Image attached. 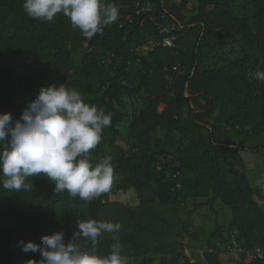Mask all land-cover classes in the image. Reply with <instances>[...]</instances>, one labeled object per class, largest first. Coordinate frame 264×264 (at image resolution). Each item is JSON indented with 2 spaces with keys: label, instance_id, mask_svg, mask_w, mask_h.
<instances>
[{
  "label": "trees",
  "instance_id": "obj_1",
  "mask_svg": "<svg viewBox=\"0 0 264 264\" xmlns=\"http://www.w3.org/2000/svg\"><path fill=\"white\" fill-rule=\"evenodd\" d=\"M150 1L0 0V264H264V0Z\"/></svg>",
  "mask_w": 264,
  "mask_h": 264
},
{
  "label": "rangeland",
  "instance_id": "obj_2",
  "mask_svg": "<svg viewBox=\"0 0 264 264\" xmlns=\"http://www.w3.org/2000/svg\"><path fill=\"white\" fill-rule=\"evenodd\" d=\"M233 12L235 14H238L239 16H243V12L240 10V7H235L233 9ZM193 40V39H192ZM191 40V41H192ZM191 45V43H190ZM165 106L163 104H161L159 106V111L164 110ZM239 143L244 144V145H250L252 146V143L254 141L252 140H238ZM240 156L244 159L245 161V165H246V170L248 171V174L251 178V180L254 183H260L261 180L264 179V150H261L259 152H250L247 150H241L240 152ZM107 176H110V173L106 174ZM119 180H114V179H108L106 180V182L104 183V186H106L108 189L113 188V186H115V184H117ZM264 183V182H263ZM260 186V185H259ZM106 189V190H108ZM123 199L124 202H128V203H132L135 205V195L132 194L131 197H129L128 194L125 193H120V194H112V197H110V199ZM172 212L174 214L175 217H179V218H183L184 220L186 219V215L181 214V205L180 204H176V206H172ZM209 208V207H208ZM215 209L219 210V214H216L215 210H212L211 208H209L208 210L204 209V208H200L199 212L201 211V213L196 212V214L193 217V227L194 228H204L208 233L214 230V226H215V219H218L221 223H224V220H228L229 218V211L226 210L225 208L222 209V207L219 204L215 205ZM171 210V209H170ZM178 214V215H177ZM112 228H114L115 230H112ZM132 228L131 223H126V219L124 223H117L115 226L112 225L110 226L109 224L107 225V231L110 234H114V233H121L122 231H124V229H130ZM187 246V244H186ZM175 248L176 250H178V244H175ZM199 250H201V245H197L195 248H189L188 252L190 254V256L192 258L196 257Z\"/></svg>",
  "mask_w": 264,
  "mask_h": 264
},
{
  "label": "built area",
  "instance_id": "obj_3",
  "mask_svg": "<svg viewBox=\"0 0 264 264\" xmlns=\"http://www.w3.org/2000/svg\"><path fill=\"white\" fill-rule=\"evenodd\" d=\"M135 5L137 7V13L148 12L152 7V3L150 0H136ZM162 17L165 19V21L160 22L158 25L159 38L156 41V44L162 45L163 47L166 48H174L176 47L174 38L178 29H180V26L177 25L175 20L169 21L164 14H162ZM129 20L131 21L132 18H130ZM111 21L113 22L114 18H112ZM120 24L122 25V23ZM173 68L175 70L177 66H174ZM256 255H257V259L264 258V246L258 247L256 249Z\"/></svg>",
  "mask_w": 264,
  "mask_h": 264
},
{
  "label": "clouds",
  "instance_id": "obj_4",
  "mask_svg": "<svg viewBox=\"0 0 264 264\" xmlns=\"http://www.w3.org/2000/svg\"><path fill=\"white\" fill-rule=\"evenodd\" d=\"M176 34H177V32H176ZM161 46H162V45H161ZM162 47H163V46H162ZM176 69H177V68H176ZM176 69H175V70H176ZM173 70H174V68H173ZM163 105H164V104H163ZM164 106H165V105H164Z\"/></svg>",
  "mask_w": 264,
  "mask_h": 264
}]
</instances>
